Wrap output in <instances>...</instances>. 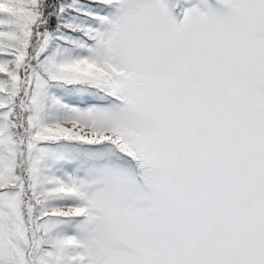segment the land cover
<instances>
[{"label":"snow or ice","instance_id":"6c2138e0","mask_svg":"<svg viewBox=\"0 0 264 264\" xmlns=\"http://www.w3.org/2000/svg\"><path fill=\"white\" fill-rule=\"evenodd\" d=\"M0 264H264V0H0Z\"/></svg>","mask_w":264,"mask_h":264}]
</instances>
